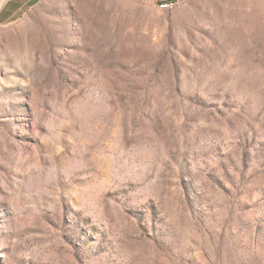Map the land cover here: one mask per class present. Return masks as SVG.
<instances>
[{"label":"rangeland","instance_id":"374dc122","mask_svg":"<svg viewBox=\"0 0 264 264\" xmlns=\"http://www.w3.org/2000/svg\"><path fill=\"white\" fill-rule=\"evenodd\" d=\"M0 264H264V0H0Z\"/></svg>","mask_w":264,"mask_h":264},{"label":"built area","instance_id":"2783aa9c","mask_svg":"<svg viewBox=\"0 0 264 264\" xmlns=\"http://www.w3.org/2000/svg\"><path fill=\"white\" fill-rule=\"evenodd\" d=\"M181 2V0H165L160 2L158 5L162 9H173L178 6V4Z\"/></svg>","mask_w":264,"mask_h":264},{"label":"crops","instance_id":"0c3cea01","mask_svg":"<svg viewBox=\"0 0 264 264\" xmlns=\"http://www.w3.org/2000/svg\"><path fill=\"white\" fill-rule=\"evenodd\" d=\"M147 2H155L157 4H159L160 2L162 1H165V0H146Z\"/></svg>","mask_w":264,"mask_h":264}]
</instances>
